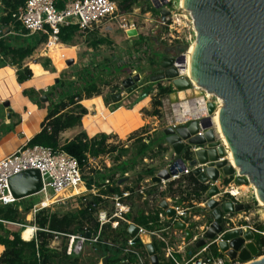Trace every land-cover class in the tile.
I'll return each instance as SVG.
<instances>
[{"label": "rangeland", "instance_id": "1", "mask_svg": "<svg viewBox=\"0 0 264 264\" xmlns=\"http://www.w3.org/2000/svg\"><path fill=\"white\" fill-rule=\"evenodd\" d=\"M170 9L173 12L168 16V21H163L161 19L160 12L158 10H153L152 4L149 1L142 0L131 12L124 13L119 10L118 16L108 23L109 26L105 28L97 29L88 33L79 31L73 42L78 43L77 53H75L74 49L71 51L68 49L69 52H73L75 54L74 58L76 63H72L70 66L66 63V69L62 70L60 79H65L66 81L69 80L70 83H73L79 88L89 80H96L100 86H102L103 93L108 95L111 92H122L125 93V100H133V98L135 100L138 96L147 92L148 96L150 95L154 100L159 98L162 101V105L159 108L160 114L157 116L149 114L156 119L155 123L149 125L146 130L148 131L149 129L155 128L156 130L153 131L152 134L142 136L141 138H135L130 141L124 140L117 142L114 140L108 142L111 147L115 146L116 149L113 152H109L110 155H106L98 159L97 162L103 172H105L103 168L108 167L109 163H111L112 167L115 168L120 160L126 159L133 162L134 165L132 167V173L128 179V184H131L134 189L144 183L150 184L149 187L146 188V192L156 185L159 189V192L156 195L157 199L161 197L159 193L162 190L171 194V187L169 186V183L175 180L178 181L174 186H172V188L176 190L175 199L172 198V196H167L160 198L157 201V205H159L162 200L168 199L169 203L172 206H175V204H177L176 200L180 198L178 189L179 186H183L182 188L187 190V188H189L187 187L189 182L183 178L184 176H180L176 179H166V183H154L152 181V177L160 170L169 168L177 157L180 156L176 154L172 145L168 143L164 130L169 126L178 127L188 125L193 120V117H189L190 119H186L185 121L177 119L175 108L176 105L180 104L182 101V98L179 97L180 91L175 88L172 80L168 78H161L157 71L163 68L162 63L165 57L179 55L188 50L191 44L196 41L197 33L196 30H194L192 16L189 11L180 6L179 2L172 4ZM4 17L5 3L0 0V28L3 26L2 20ZM127 28H130V30H137L138 33L136 35H132L130 34V30ZM8 29L9 28H5L4 33H7L9 31ZM126 29L128 30L127 32ZM144 35H146V39H144ZM46 41L47 39L44 41L43 46L42 44H39L41 43L39 42L38 45L35 46L36 50L31 56L27 57L23 61V64H26L27 62L34 64L37 63L39 69L56 70V63L58 68H62L58 62H54L55 60L52 61L51 57L44 55V52L48 51L45 46ZM87 47H91V50H88ZM61 49H65V46L59 48V56H61ZM56 50L57 46L55 45L52 51L54 52ZM59 56L57 54L56 57L53 56V58H59ZM60 60L62 59L60 58ZM106 63L108 65H113L112 72H107V69L105 68ZM27 66L29 67V65ZM136 74L141 76V80L137 82V87L135 89L131 92H126V87L124 86L123 81ZM107 86H109V89ZM160 86L170 87L172 88V92L160 96ZM186 91L187 99L191 102L195 101L196 105L197 100L194 99L199 97H202L204 100L206 99L208 102L212 101L217 106L221 105V99L219 97L211 93V95H209L201 88L198 90L194 87L192 90ZM153 108L154 107L152 106V110ZM145 112V114L148 115L146 110ZM144 137L145 139H143ZM144 143L148 144L150 147L144 154H142L140 150ZM194 148L195 146L193 145L185 148L183 153L187 154ZM193 156H195V154H193ZM87 167L88 166L86 165L83 169L86 176L90 173V170ZM151 170H154V174H150ZM226 180L229 182L226 183ZM218 185L220 188L224 187L221 192H224V190L226 191L227 189L230 191L232 190L234 194H239L238 197L241 199L240 201L242 203L250 204L251 207L234 212L231 215L233 221L223 218V230L218 232L213 238L204 236L205 232L210 228L212 222L214 221L206 201L200 203L194 201L197 203L194 207H186L187 204L184 203L178 204L180 210H183L182 208L184 207L188 208L187 211L185 210L183 215H180V217L177 218L178 220L185 221L188 228L192 231L193 237L188 242L185 240V232L174 227L176 216L174 218H168L166 211L163 209V213L166 214V219L171 220L172 224V229H169V233L165 232V237L168 244L173 247L171 254H173V256L176 257L181 264L188 260L190 257V251L194 253V256L200 253L204 245L198 247L197 242L202 238L206 240L207 244L208 242L215 241L218 238V235H222L226 231L240 227L244 228L245 231H253L255 235L260 233L264 236V206L260 204L259 195L255 185L253 183H234L233 177L228 176H221ZM242 185H247L248 188L241 189L237 192L233 191V186ZM191 190L192 188H189V191ZM102 192L104 195L109 196L108 199L98 207H89L96 220L100 208L106 209L109 213L114 212L115 203L112 199V195L115 192H113L112 189L104 190ZM231 194L227 192L224 194L222 193L220 199L233 201ZM153 197L155 196L147 193L146 196L140 193H133L130 198L134 202V210L131 213L136 215L140 208L149 211V209L153 208L155 204V202L153 203V200H151ZM146 200L149 202L145 203ZM41 201V195H33L31 197L21 199V201H18L16 204L19 210L20 222H5V224L14 231H20L22 236L23 227L19 224L35 226L34 208L36 206H40ZM44 204L49 206L46 209H48L50 213H57L61 216L70 214L80 217V211L88 206L89 202H85L82 198L75 197L67 199L65 202L61 203L55 204L54 200L53 202H44ZM79 220L80 219H78L73 225L72 230L74 232H71V235H78L80 232H85L87 228H91L89 225H86L83 231L77 230L79 229ZM111 226L114 228L112 224ZM104 230L105 228L100 231L101 235L99 236L101 242L86 241L83 250L80 253L68 254L67 249L71 242V236L66 234H55V236L50 240V247L55 249L57 252H62L65 248L66 253L71 255V262L73 264H103V258L106 257V252L104 251L103 246L108 245L113 248V250H111V255L116 251L115 249H123V252L120 255L122 259L117 263L122 262V260L128 256V254L124 252V248L128 247V239L131 236L128 233L126 242H124L120 237H115L114 240L111 239V237L104 235ZM37 232L38 230L34 231L33 238L36 237ZM145 234L141 235V237H137L141 239L142 245H137L134 241L135 244L133 248L142 254L143 259L147 264H153L146 247L149 241H147ZM160 234L162 235V232H160ZM155 240L160 241L161 238L158 235H152L150 242H153L155 245ZM157 254L159 256V260L161 255L165 256V258L169 257L167 255V250L164 248H162L160 253L157 251ZM108 255L109 264H112L110 262L111 255L109 253Z\"/></svg>", "mask_w": 264, "mask_h": 264}, {"label": "water", "instance_id": "2", "mask_svg": "<svg viewBox=\"0 0 264 264\" xmlns=\"http://www.w3.org/2000/svg\"><path fill=\"white\" fill-rule=\"evenodd\" d=\"M182 8L189 11L196 29L195 48L188 62L187 50L179 55L165 57L157 72L161 78L172 80L179 91L192 90L195 83L199 88L219 97L220 122L223 136L217 132L214 113L217 105L209 101L208 112L197 115L185 126H169L164 130L166 139L176 154L180 155L169 168L160 170L152 177L154 183L170 179L173 174L186 166L187 154L183 151L192 145L201 146L188 159L192 173L201 182L209 185L207 206L214 219L204 236L213 238L223 230L225 212H238L251 207L247 203H236L219 198L221 189L218 181L221 176H233L238 184L253 183L259 197L264 201V0H183ZM164 3L159 7L161 19L167 20L172 14ZM137 30H130L136 35ZM73 59L67 61L70 66ZM190 69L188 75L183 74ZM141 80L139 74L123 81L126 92H131ZM195 82V83H194ZM122 92H114V102L122 99ZM148 97L145 92L135 99V104ZM46 101L47 97L44 96ZM203 129L204 132L199 134ZM233 153V161L228 158L226 146ZM195 154V156H193ZM203 165V166H200ZM13 196L23 199L36 195L41 187V172L38 169L22 171L9 180ZM159 206L168 218L177 215V209L164 199ZM174 227L183 230L186 241L193 237L185 221L176 220ZM140 227L136 223L128 225V233L136 238ZM89 238L91 233L86 234ZM251 230L235 228L222 234L220 248L232 259L239 258L249 264H264V254L255 241ZM204 238L197 242L201 247ZM147 250L153 264H160L157 249L153 242L147 243ZM109 264V258H103ZM117 264H131L123 261Z\"/></svg>", "mask_w": 264, "mask_h": 264}, {"label": "built area", "instance_id": "3", "mask_svg": "<svg viewBox=\"0 0 264 264\" xmlns=\"http://www.w3.org/2000/svg\"><path fill=\"white\" fill-rule=\"evenodd\" d=\"M146 1H149L152 4V7L158 11L160 6H164L165 2V5L168 8L177 2H179L181 6V0ZM58 2L59 0H26V2L13 13V18L20 22L22 27L29 32L48 35V40L45 43L48 49H52L61 41L59 38V32L63 26L78 25L79 31L88 33L109 26L108 23L114 20L119 13L117 0H64V7L62 8L58 7ZM158 4L160 5L159 7ZM168 19L169 18L167 17L166 21H168ZM192 23L194 24V22ZM127 29L130 30V28ZM127 29L126 32L128 31ZM194 30H196L195 26ZM106 66L111 69L113 68V65L106 64ZM203 132L204 130L201 129L199 134H202ZM199 148H201V146L195 145V148L189 152L191 154L195 153ZM106 155L110 154L107 153L98 157L91 155L88 156L87 168H89L90 173L86 176L78 158L69 154L65 150L41 144H24L0 160V204L9 205L18 201L13 196L9 186V180L12 176L28 169H38L41 172V187L36 195H41L42 200L48 196H55L56 203H61L65 202L67 199L76 197L82 198L85 202L91 203V207H98L109 197L104 195L102 191L116 188L118 190H113L115 193L112 192V199L115 203L114 212L109 213L104 208H100L98 211L99 213L96 221L99 223L100 231L102 230V227L108 223L117 227L120 220L126 221L128 225L130 223H136L133 220L126 218V214L130 213L132 210L133 201L130 197L133 193H140L146 196L145 190L150 184L144 183L135 189L131 184H128V179L132 173V167L123 171L117 167H112V164L109 163L108 167L103 168V170H105V172H103L102 168L98 166L97 160ZM188 159L189 158L186 159L185 168L179 170L177 174H173L171 179H176L180 176H186L192 173L194 167L188 165ZM122 163L123 160H120L118 165L121 166ZM239 175V170L237 169L233 176L228 177H233L234 183H236L235 178ZM162 182L166 183V180H163ZM214 183L216 182L210 180L209 185L206 184L208 189ZM223 188L224 187L220 189L223 191ZM208 189L204 195V202H208L209 200L207 194ZM62 191H65V194H62ZM225 192L230 194L233 193L232 190L230 191L227 189L226 191L224 190V192H221V195ZM231 195L234 204L241 202V199L238 197L239 194L233 193ZM96 196L101 198L98 202L93 201V198ZM225 201L226 200H222V202ZM175 206L177 209L175 220H178L177 218L180 217V215H183L188 208H182L183 211L179 209V205ZM47 207L48 206H43L41 202L40 206L34 208V215L38 211ZM233 213L234 212H225L223 218L233 221L231 217ZM160 217L162 221L167 220L166 214L163 212L160 213ZM171 226L149 231L142 225H139L140 232L138 236L141 237V235L145 233H149L151 236L158 235L161 238V241L165 243L163 248L167 250V255L172 257L177 264H181L178 259L171 254L173 247L168 244L165 237V232L169 233V229H172ZM39 229L41 228L35 224V231ZM88 232L90 231L87 228L86 233L84 234H66L71 236V242L67 249L68 254L80 253L83 250L86 241H99L100 232L95 236L90 232V238L86 235ZM160 232H162V235ZM136 238L129 237L128 247L124 248V252L128 254V256H126L122 262L128 261L131 264H147L143 259L142 254L133 248ZM220 240H222V235H218V238L215 241L208 242L203 246L198 255L190 256V258H188L183 264H249V262H245L239 258L232 259L227 255L218 244ZM213 244L217 245L219 251L218 254H214L210 251V246Z\"/></svg>", "mask_w": 264, "mask_h": 264}, {"label": "trees", "instance_id": "4", "mask_svg": "<svg viewBox=\"0 0 264 264\" xmlns=\"http://www.w3.org/2000/svg\"><path fill=\"white\" fill-rule=\"evenodd\" d=\"M5 3V17L2 20L3 26L0 28V58L7 59L9 57L11 62L18 66L17 74L18 80L22 83L27 79H30L34 73L33 70L24 66L23 61L31 56L35 51V46H12L7 43L6 32L4 33L5 28L13 27L15 29H22L24 32L28 33L29 31L22 27L21 23L16 21L13 18V13L22 6L26 0H2ZM142 0H117L119 10L124 13L131 12L134 7L140 3ZM58 7H64V0H59ZM153 10L157 11L155 8ZM10 30V29H9ZM79 27L78 25H68L63 26L59 32V38L61 42L66 44H73L74 39L78 35ZM41 42L45 41L48 38L47 34H42ZM102 41V40H101ZM107 71H111L110 67L105 65ZM110 73V72H108ZM77 91L71 94L67 100H61L59 103L49 108L48 115L42 124V129L38 132L30 141V145L41 144L45 146H50L53 148H61L68 152L69 154L75 156L80 161L83 169L86 167L88 162V156H100L113 152L116 148L115 146H110L107 143V135H101L99 137L89 138L86 132H80L71 139H67L64 142L62 141V133L67 129L81 125L82 117L87 113V109L80 104V101L83 97H90L94 94L102 93V88L96 80H89L80 88L77 86ZM159 95H165L172 92V88L160 86ZM26 92V91H25ZM162 101L158 99H153V110L147 111L151 115L160 114V106ZM138 135V134H136ZM135 135V136H136ZM138 136L137 138H141ZM145 139V137L143 138ZM150 146L146 143L143 144L141 148V153L144 154ZM191 153H187V158H190ZM118 159V158H116ZM134 163L128 160H123L121 166H116L118 169L123 171L128 168L133 167ZM150 174H154V170L150 171ZM189 185L187 187L192 188L189 191V188L183 189V186H179L180 198L176 200L175 205L178 204H187L186 207H194L196 202H202L205 200V192L208 189V186L204 183H201L196 176L191 173L183 177ZM178 181H171L169 183L170 192L168 194L165 190H162L160 198L172 196L175 199L176 190L172 188ZM229 181L226 180V183ZM194 185V186H192ZM118 190V189H112ZM159 189L154 185L146 193L153 195L155 197L151 198L153 203L155 202L153 208L147 211L146 209L140 208L136 215H133L131 212L126 214L127 219H131L134 222L142 225L150 231L162 229L166 226H171V220H161L160 213L164 212L162 208L157 205V201L160 199L156 198ZM31 197V196H30ZM24 199V198H23ZM101 198L96 196L94 202H98ZM18 201H21L18 200ZM1 205L0 204V244L5 247L3 254L0 257V264H73L71 262V255L66 253V249L62 252H57L55 249L50 247V240L55 236V234H70L74 232L72 230L73 225L79 220V229L84 230L86 225H89V231L93 236L97 235L100 232L99 223L93 217L91 203L80 211V217L73 216L70 214L58 215L57 213H50L46 208L38 211L35 214V223L41 228L38 230L35 238L31 240H25L21 236L20 231H14L10 229L5 222H20L19 220V210L16 204ZM149 201L146 200L145 203ZM43 206H47L42 203ZM49 207V206H48ZM203 209V208H202ZM104 230V235L114 239L115 237H120L124 242L128 237V223L126 221H120L117 227H112L111 224H106L102 229ZM76 230V231H77ZM80 233H86L80 232ZM101 235V233H100ZM115 240V239H114ZM99 241L100 236H99ZM98 241V242H99ZM255 241L260 248L261 254H264V236L260 233H257L255 236ZM135 243L137 245H142L140 238H136ZM157 251L160 253L162 251L165 243L163 241H154ZM101 244V243H99ZM105 255H111V250L113 248L108 245L103 246ZM116 251L112 253L110 257V262L116 264L119 262L122 257L120 256L123 252V249H115ZM210 251L214 254H218V248L216 244L210 246ZM161 264H177V262L172 258H165V256H160Z\"/></svg>", "mask_w": 264, "mask_h": 264}, {"label": "crops", "instance_id": "5", "mask_svg": "<svg viewBox=\"0 0 264 264\" xmlns=\"http://www.w3.org/2000/svg\"><path fill=\"white\" fill-rule=\"evenodd\" d=\"M11 26L13 27V25ZM9 29L6 33L7 43L16 47L37 46L43 36V33H26L22 29L14 27H9ZM144 39H146V35H144ZM39 44L43 46L44 41ZM77 44H66L60 41L56 44V51L52 52V48L44 52V55H50L52 61L58 62L62 68H58L56 63V70L39 69L37 63L27 62L24 64V66L29 65L34 75L22 83L18 80V66L12 63L9 57L5 60L0 58V160L20 146L29 143L41 131L49 108L61 100H67L71 94L77 91L78 88L69 80L60 79L62 70L66 69L64 62L67 63L68 60L73 59V64L76 63L75 54L69 51L74 49L77 53ZM62 46H65V49L60 50L61 56H59L58 51ZM87 48L91 50V47ZM57 54L59 58L54 59L53 56L56 57ZM111 93L107 95L102 92L90 97H83L80 104L87 109V113L83 115L81 125L67 129L62 133V141L71 139L83 131L89 138L107 135V142L130 141L138 136L152 134L156 130L153 128L146 131L148 126L155 123L156 120L149 113L145 114V110H152L153 98L150 95L135 104L134 98L133 100L124 99L125 93L122 95V101L114 102ZM44 96L47 97L46 101L43 100ZM133 210L134 202L131 212ZM4 250L5 247L0 244V257ZM189 255L194 256V253L190 251Z\"/></svg>", "mask_w": 264, "mask_h": 264}, {"label": "bare ground", "instance_id": "6", "mask_svg": "<svg viewBox=\"0 0 264 264\" xmlns=\"http://www.w3.org/2000/svg\"><path fill=\"white\" fill-rule=\"evenodd\" d=\"M182 1L183 0H181V4L183 3ZM195 42L192 43L190 48L187 50L188 62H190V60H191V56H192V53H193L194 48H195ZM52 52H51V54H52ZM65 64L66 63L64 62V65ZM189 73H190V69L188 68L183 74L188 75ZM195 86L198 90H200L199 86H197L196 83H195ZM186 92L187 91H180L179 92V97L182 98V101L180 104H177L176 108H175V113H176L177 119L185 121L186 119H190L189 117L207 114V112H208V107H207L208 101L206 99L204 100L202 97H199L197 99H194V100H197L196 101L197 105H196L195 101L191 102L190 100L187 99V93ZM207 94L211 95L209 92H207ZM220 101L222 102V100H220ZM220 107H221V105H218L216 107L213 119H214V123L217 127V132L220 133L221 136L224 137L221 122H220V115H219L220 114V112H219ZM226 148H227V152H228V158L233 161L232 150L230 149V147L228 145L226 146ZM247 188H248L247 185L233 186V191L237 192L241 189H247ZM64 192L65 191H62V194ZM54 200H55V196L54 197L48 196L45 199H43L41 202L42 203L53 202ZM259 201H260V204L264 206V201L260 197H259ZM55 203H56V201H55ZM19 225L23 227V231H22L23 239L31 240L34 236L35 226L34 225H21V224H19ZM145 237H146L147 241L151 240V236L149 233H146Z\"/></svg>", "mask_w": 264, "mask_h": 264}]
</instances>
